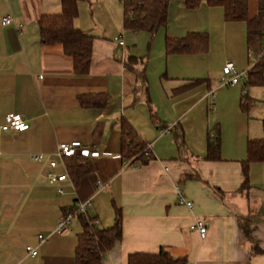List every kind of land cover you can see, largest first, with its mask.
Instances as JSON below:
<instances>
[{
    "label": "crops",
    "instance_id": "crops-1",
    "mask_svg": "<svg viewBox=\"0 0 264 264\" xmlns=\"http://www.w3.org/2000/svg\"><path fill=\"white\" fill-rule=\"evenodd\" d=\"M61 3L0 0V125L9 113L29 123L24 131H0V264H75L81 219L64 235L54 228L85 202L99 228L121 214L122 238L102 264H127L129 254L161 246L187 264H264L263 162L249 163L241 187L246 141L263 136L264 83L220 84L226 62L243 71L258 58L246 44L245 22L225 20L222 6L188 9L172 0L165 27L133 31L123 26L121 0H78L74 25L92 36V56L88 72L77 74L61 45L40 42L39 18L60 13ZM256 10L257 0H247L248 16ZM4 16L12 22L1 24ZM189 33L206 35V50L165 52L166 37ZM96 94L105 95L104 105L80 104V96ZM122 121L149 145L146 163L120 157ZM216 133L219 158L207 159ZM71 141L110 155L83 157L89 171L75 178L70 164L80 156H54L58 143ZM49 171L67 179L50 184ZM178 191L191 209L177 202ZM195 219L207 225L203 238L190 228Z\"/></svg>",
    "mask_w": 264,
    "mask_h": 264
},
{
    "label": "trees",
    "instance_id": "trees-1",
    "mask_svg": "<svg viewBox=\"0 0 264 264\" xmlns=\"http://www.w3.org/2000/svg\"><path fill=\"white\" fill-rule=\"evenodd\" d=\"M123 8V26L126 30L147 31L153 33L167 22L168 5L172 0H121ZM188 9H195L200 4L222 6L227 21H244L246 24V44L255 53L262 49L264 36V0H257V10L253 16H248L247 0H181ZM78 0H62V9L58 14H42L38 20L40 42L42 45L62 46L63 52L72 58L73 70L77 74H85L89 70L92 56V36L74 25L78 14ZM207 48V36L199 33H189L183 38H165L167 54H186L204 51ZM135 60V59H130ZM264 55L257 58L255 64L247 70L245 85L264 83ZM141 76V74H140ZM245 94V93H244ZM243 94V96H244ZM94 98V99H93ZM82 106H101L106 102L103 94L84 95L79 97ZM245 99L241 108L246 107ZM263 136L259 139H248L245 145V158L241 161L243 173L242 186L246 185V173L249 163L260 161L264 163V119L261 122ZM219 134L213 135L207 145V159L219 158ZM145 143L127 122H121V152L120 157L126 160H138L146 163L152 155H145ZM71 158V157H69ZM67 158V159H69ZM66 159V158H65ZM78 157L70 164V170L75 178H79L89 168ZM75 206L66 211L74 210ZM65 211V212H66ZM82 221L83 231L78 235L75 250V264H102L104 253L114 247L122 238L121 214L115 212L114 223L108 227L99 228L91 224V218L77 215ZM127 264H187L185 255H173L168 247L161 246L156 253H131Z\"/></svg>",
    "mask_w": 264,
    "mask_h": 264
},
{
    "label": "built area",
    "instance_id": "built-area-1",
    "mask_svg": "<svg viewBox=\"0 0 264 264\" xmlns=\"http://www.w3.org/2000/svg\"><path fill=\"white\" fill-rule=\"evenodd\" d=\"M12 22L11 17L4 16L1 18V24H9ZM115 40L120 45H124V41L122 37L119 35L115 37ZM264 55V46L262 47L260 53L258 54V58L260 56ZM247 78V70L243 71H237L234 68V65L232 62H226L222 67V77L220 79L221 85H234L241 80H245ZM242 94L245 93V89H242ZM211 97L213 98V91H210ZM29 123L28 121L20 114L15 113H9L5 116L4 122L0 125V131L6 132V131H14V132H20L28 129ZM169 132L168 128H165L161 131V133ZM145 155H149V145L145 147ZM100 155L109 156L110 153L107 151H98L89 145H84L79 141H71V142H61L58 143L56 147V151L54 152V156L59 159L60 161H63L65 158L74 157V156H80V157H97ZM43 158V154L37 153L33 155V159L35 161H40ZM49 165L51 168H55L57 165V161L55 158L50 159ZM67 179V175L65 173L63 174H57L53 171H49L47 173V180L50 184L54 183H60ZM58 192L60 194L63 193V190L61 188L58 189ZM177 202L179 204L185 205L187 208L191 209L193 206V203L186 198V196L181 192L178 191L177 193ZM89 202L85 203H77L75 205V209L71 211H66L65 213H62V215L59 217L56 226L54 228V232L64 235L69 232V224L71 220L79 215L82 214L85 217L87 216V207ZM93 225H96V220H91L90 222ZM190 228L193 230H196L201 238L205 237L207 233V225L202 219H195V221L190 225ZM38 239L40 242L45 240V237L43 235H38ZM27 252L34 256L36 255L37 251L32 246L26 247Z\"/></svg>",
    "mask_w": 264,
    "mask_h": 264
}]
</instances>
